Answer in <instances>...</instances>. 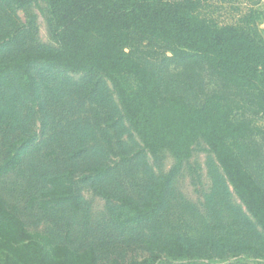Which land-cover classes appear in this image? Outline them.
<instances>
[{
    "label": "trees",
    "instance_id": "16d2710c",
    "mask_svg": "<svg viewBox=\"0 0 264 264\" xmlns=\"http://www.w3.org/2000/svg\"><path fill=\"white\" fill-rule=\"evenodd\" d=\"M17 1L25 4L32 0ZM202 1L47 0L57 47L0 59V105L10 101L35 104L41 99L40 64L49 70L59 68L111 82L145 150L154 157L169 151L175 158L168 173L153 177L140 200L122 199V207L129 212L120 218V224L126 228L161 221L156 235L163 236L157 243H164L163 249L178 259L201 251L198 239L188 238L179 228L170 233L167 222L175 200L172 183L200 140L209 146L223 171L217 174L207 202L210 216L226 225V231L218 240L207 235L209 242L222 253L240 247L264 251V186L248 169L243 152L250 139L264 137V126L259 123L264 119V33L252 8L236 22L221 23L201 13ZM4 3L0 0V6ZM145 41L149 50L160 44L182 61L202 59L221 81V88L201 104L181 93L165 92L156 71L135 53ZM93 97L98 105H110L103 86ZM34 142L33 135H23L7 143L0 162V182L19 168ZM46 184L37 198L38 209L81 208L83 200L72 171L53 174ZM228 186L250 216L231 207ZM74 255L69 245L55 244L48 235L30 230L25 220L0 200V264H74ZM88 264L98 263L92 259Z\"/></svg>",
    "mask_w": 264,
    "mask_h": 264
},
{
    "label": "rangeland",
    "instance_id": "374dc122",
    "mask_svg": "<svg viewBox=\"0 0 264 264\" xmlns=\"http://www.w3.org/2000/svg\"><path fill=\"white\" fill-rule=\"evenodd\" d=\"M5 2L0 6V59L57 47L47 0ZM250 8L257 12L264 33V0H203L200 11L227 23L236 22ZM148 45L145 41L142 50L135 53L156 71L165 92L181 93L192 103L201 104L221 88V81L202 59L182 61L160 44L153 45L152 50ZM37 71L44 89L37 103L10 101L0 105V162L7 143L23 135L35 138L19 168L0 182V200L19 214L30 230L48 235L55 244L69 245L75 252L74 264H88L92 259L106 264L154 258L152 264H264V251L240 247L222 253L209 242L207 235L218 240L226 231V225L210 216L207 202L217 174L223 171L203 140L193 146L172 183L170 191L175 200L167 221L170 233L179 228L188 238L198 239L201 251L178 259L164 250V243H157L163 235H156L161 221L122 228L120 218L129 212L122 207V199L140 200L153 177L168 173L175 158L169 151L154 157L145 150L108 79L59 68L49 70L42 64ZM101 86L109 95V106L98 105L93 97ZM259 123L264 126V119ZM243 152L248 169L264 186V137L250 139ZM68 171L73 172L75 187L82 196L81 208L38 209L37 198L46 189L47 178ZM228 187L231 207H239L250 216Z\"/></svg>",
    "mask_w": 264,
    "mask_h": 264
}]
</instances>
